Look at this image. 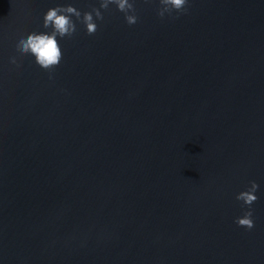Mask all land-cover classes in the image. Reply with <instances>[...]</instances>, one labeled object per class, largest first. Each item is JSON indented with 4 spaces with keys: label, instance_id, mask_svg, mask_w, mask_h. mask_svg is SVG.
Returning a JSON list of instances; mask_svg holds the SVG:
<instances>
[{
    "label": "water",
    "instance_id": "obj_1",
    "mask_svg": "<svg viewBox=\"0 0 264 264\" xmlns=\"http://www.w3.org/2000/svg\"><path fill=\"white\" fill-rule=\"evenodd\" d=\"M101 2L0 0V264H264V0L111 5L53 69L16 48Z\"/></svg>",
    "mask_w": 264,
    "mask_h": 264
},
{
    "label": "clouds",
    "instance_id": "obj_2",
    "mask_svg": "<svg viewBox=\"0 0 264 264\" xmlns=\"http://www.w3.org/2000/svg\"><path fill=\"white\" fill-rule=\"evenodd\" d=\"M190 0H159L158 14L160 17L179 15L188 11ZM111 5L123 12L129 25L136 24L139 20L135 0H102L99 7L90 11L78 10L73 5H58L50 8L44 14V26L50 31H31L26 35H20L16 48L21 53L31 54L35 62L44 69H53L62 61V50L60 40L65 35L75 33L76 20L80 19L86 26L89 33H94L98 27V21L104 19V12L101 9H108ZM13 62L16 57L11 58ZM259 185L252 181L251 188L238 194V199L243 200L249 206L257 199L255 193ZM236 222L239 225H246L248 229L255 226L251 207L243 217H238Z\"/></svg>",
    "mask_w": 264,
    "mask_h": 264
}]
</instances>
